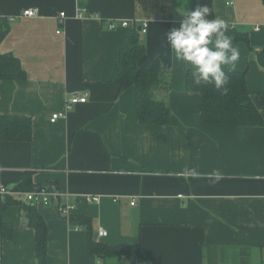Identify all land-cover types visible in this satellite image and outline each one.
<instances>
[{
  "label": "crops",
  "instance_id": "0c3cea01",
  "mask_svg": "<svg viewBox=\"0 0 264 264\" xmlns=\"http://www.w3.org/2000/svg\"><path fill=\"white\" fill-rule=\"evenodd\" d=\"M84 3L91 18L76 17L79 0H0V23L8 24L0 53L18 58L27 75L0 84V115L32 120L29 143L0 141V184L14 190L28 173L32 185L53 184L60 202L73 206L68 216L55 202L35 206L48 228L46 264H102L87 251V229L71 216L89 218L93 236L105 230L99 243L139 245L144 264H264V125H201L200 97L186 92V70L164 39L182 19L178 0ZM184 5L190 11V0ZM213 6L215 18L249 40L252 50L234 42L241 57L226 70L246 74L264 120V4L213 0ZM31 8L38 16L23 18ZM109 21L131 27L108 31ZM143 22L141 63L158 58L172 72L168 126L138 125L133 89L119 93L109 82L115 52ZM72 96L87 101L51 123ZM86 196L99 202L88 205ZM21 207L17 202L2 213L13 233L0 237V264H37L34 230ZM119 264L140 263L126 256Z\"/></svg>",
  "mask_w": 264,
  "mask_h": 264
},
{
  "label": "trees",
  "instance_id": "16d2710c",
  "mask_svg": "<svg viewBox=\"0 0 264 264\" xmlns=\"http://www.w3.org/2000/svg\"><path fill=\"white\" fill-rule=\"evenodd\" d=\"M85 0H79L78 8L86 9ZM211 10L210 19H215L213 0H200ZM264 4V0H262ZM197 0H190V11L197 7ZM140 32L133 28L126 36L125 44L115 52L114 69L109 80L118 88L119 93L128 89L134 91L135 120L138 125L168 126L172 114L167 96L172 90V72L164 67L158 58L141 63L146 54L145 45L140 40ZM8 33L7 22L0 23V41ZM227 34L234 42H242L251 50L248 38L227 25ZM264 51V48L259 52ZM264 70V64L262 66ZM227 71V70H226ZM229 82L226 90H216L211 85L195 86L190 74H185V90L197 93L200 97V123L203 127L215 128H248L264 125V120L251 100V93L246 86V74L238 71H227ZM27 75L18 58L11 53H0V84L4 81H23ZM32 139V120L20 115H0V141L13 143H29ZM45 187L56 191L50 183L32 185L30 174H24L15 191L30 192ZM20 203L28 226L34 230L35 258L37 264H46L48 228L36 207L31 204L15 201L8 197L0 204V237H12L13 226L2 219V213L12 204ZM70 222L83 226L88 231L87 251L96 256L102 264L115 262L132 256L140 264L145 257L139 245L108 246L94 240L90 230V220L86 216H71Z\"/></svg>",
  "mask_w": 264,
  "mask_h": 264
},
{
  "label": "clouds",
  "instance_id": "9594fccd",
  "mask_svg": "<svg viewBox=\"0 0 264 264\" xmlns=\"http://www.w3.org/2000/svg\"><path fill=\"white\" fill-rule=\"evenodd\" d=\"M179 26L167 31L165 44L171 56L190 74L195 86L211 85L216 90H226L229 75L226 69L234 68L241 53L234 46V39L227 34L223 19H210V8L197 0L194 10L181 8ZM194 175L195 173H190Z\"/></svg>",
  "mask_w": 264,
  "mask_h": 264
},
{
  "label": "built area",
  "instance_id": "2783aa9c",
  "mask_svg": "<svg viewBox=\"0 0 264 264\" xmlns=\"http://www.w3.org/2000/svg\"><path fill=\"white\" fill-rule=\"evenodd\" d=\"M21 16L23 18H35L38 16V10L36 8L24 10ZM76 17L78 19H88V18H91L92 16H88L85 9L78 8ZM65 18H66L65 13L60 12L58 15V19L65 20ZM11 21H13V18H11ZM118 27L129 28L131 26L126 21L120 22L118 25L114 21H109L107 22L105 26L106 30L108 31H113L117 29ZM133 28H136V27H133ZM140 28H141V32L145 33L147 29V24L143 22L142 24H140ZM57 34H59V32H57ZM86 101H87L86 96H82V97L72 96L66 102L65 112L53 114L49 119L50 122L54 123L58 119L64 118L67 112H70L74 108V106L84 104L86 103ZM16 196L23 197V200L25 203L31 204L34 206H37V205L48 206L55 202L59 213L63 216H68L71 210L73 209L72 205L62 204L60 202V193H58L57 191H49L47 190V188L41 187V188H38L30 192H20V191L10 190L5 185L0 184V204L5 202V200L8 197H16ZM85 202L88 205L98 203L99 197L86 196ZM134 204H136V200L132 199L131 205L133 206ZM106 236H107V232L105 230H99L97 233V237L105 238Z\"/></svg>",
  "mask_w": 264,
  "mask_h": 264
},
{
  "label": "water",
  "instance_id": "95a60500",
  "mask_svg": "<svg viewBox=\"0 0 264 264\" xmlns=\"http://www.w3.org/2000/svg\"><path fill=\"white\" fill-rule=\"evenodd\" d=\"M138 31H140V28L138 29ZM96 239H97V235L94 236V240H96Z\"/></svg>",
  "mask_w": 264,
  "mask_h": 264
}]
</instances>
